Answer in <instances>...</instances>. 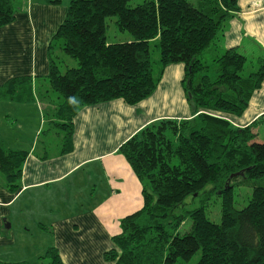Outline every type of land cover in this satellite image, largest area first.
Here are the masks:
<instances>
[{
    "label": "trees",
    "instance_id": "16d2710c",
    "mask_svg": "<svg viewBox=\"0 0 264 264\" xmlns=\"http://www.w3.org/2000/svg\"><path fill=\"white\" fill-rule=\"evenodd\" d=\"M238 1L145 0L130 7L129 0H68L47 48L48 73L35 78L41 84L22 76L0 87L2 101L28 104L37 98L45 124L36 143L56 136L64 155L72 151L74 118L83 107L114 100L134 106L154 93L167 66H184L181 85L192 116L152 122L117 150L141 185L142 207L120 220L105 262L184 264L199 253L196 264H264V143L255 142L253 132L262 116L237 128L217 114L242 116L264 81L263 49L254 57L235 47L216 50L239 12ZM21 9L19 0H0V28ZM109 17L130 34L129 42L107 43ZM151 43H157L155 62ZM56 50L76 67L62 71ZM248 61L255 70L243 76ZM27 155L6 148L0 138L1 189L17 192ZM207 186L221 199L219 224L202 207L175 213L187 196ZM235 187L251 190L240 210L233 207ZM186 218L191 226L181 235ZM44 258L63 264L53 245Z\"/></svg>",
    "mask_w": 264,
    "mask_h": 264
},
{
    "label": "crops",
    "instance_id": "0c3cea01",
    "mask_svg": "<svg viewBox=\"0 0 264 264\" xmlns=\"http://www.w3.org/2000/svg\"><path fill=\"white\" fill-rule=\"evenodd\" d=\"M19 1L21 12L0 28V87L22 76L41 84L35 78L48 73L47 48L68 6V0ZM238 7L216 50L235 47L254 57L264 50V0H239ZM183 77L182 64L169 65L154 93L134 106L114 100L83 107L74 118L72 151L64 155L59 142L51 150L53 135L36 143L45 124L37 98L28 104L0 100L3 144L28 153L17 192L0 188V249L16 256L11 248L22 244V252L33 253L35 228L49 234L63 264H112L103 255L113 248L120 220L142 207L141 185L117 150L152 122L192 116ZM217 114L237 128L261 116L264 122V81L242 116Z\"/></svg>",
    "mask_w": 264,
    "mask_h": 264
},
{
    "label": "rangeland",
    "instance_id": "374dc122",
    "mask_svg": "<svg viewBox=\"0 0 264 264\" xmlns=\"http://www.w3.org/2000/svg\"><path fill=\"white\" fill-rule=\"evenodd\" d=\"M145 0H129L128 5L130 7H135ZM191 2H194V0H189ZM106 24V41L108 44H118V43H124L129 42L131 40L130 34L127 32H120L116 26H115V18L109 17L105 19ZM157 43H151L150 45V52H151V60L153 62L158 60V49L156 47ZM58 52V60L59 65L61 67V70L64 71L66 67L72 68L76 67V62L73 59H70L66 57L62 52L56 50ZM210 53H212V47L210 50ZM251 67L250 61L245 65V68L241 75L245 76L249 72L254 71ZM164 72V71H163ZM211 74V73H210ZM212 75V74H211ZM182 82V81H181ZM255 133L254 141L257 143H264V122H260L256 125L255 130L253 131ZM42 138V137H41ZM53 141H55V145H52L51 150L53 151L56 147H58V139L56 136H53ZM53 143V142H52ZM40 145V144H39ZM251 196V190L246 187H235L233 192V207L236 210H240L244 208L250 199ZM220 196L218 194H214L211 192V188L207 186L204 190V193H200L197 196H187L181 205L178 206V208L175 210V213L177 215H183L188 211H191L195 208L202 207L204 209V213L206 217L213 223L219 224L220 223ZM39 215V214H38ZM35 216V215H34ZM191 226V221L189 218H186L185 221L182 223L181 227L179 228L178 232L179 234H184L189 231ZM30 230H33L34 240L36 243H34L35 247L33 249V253L31 254H25V252H22L23 250H20L22 248V244L19 245V248H11V251L16 252V256L7 255L8 249H0V264H12L15 262H20L24 260V262H27L28 264H34L37 261L42 264H49V260L39 259L38 257L42 258L45 254L46 249L49 247V240L50 236L48 233H42L39 234L38 229L30 228ZM18 250V251H17ZM15 257V258H14ZM17 258V259H16ZM24 258V259H23ZM199 259V253L194 255L189 262L184 264H196V262Z\"/></svg>",
    "mask_w": 264,
    "mask_h": 264
}]
</instances>
